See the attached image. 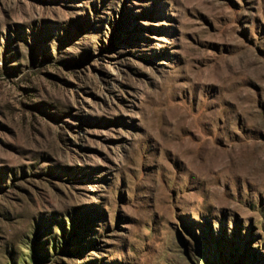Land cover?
I'll return each instance as SVG.
<instances>
[{"label": "rangeland", "instance_id": "rangeland-1", "mask_svg": "<svg viewBox=\"0 0 264 264\" xmlns=\"http://www.w3.org/2000/svg\"><path fill=\"white\" fill-rule=\"evenodd\" d=\"M232 257L264 264V0H0V264Z\"/></svg>", "mask_w": 264, "mask_h": 264}, {"label": "trees", "instance_id": "trees-1", "mask_svg": "<svg viewBox=\"0 0 264 264\" xmlns=\"http://www.w3.org/2000/svg\"><path fill=\"white\" fill-rule=\"evenodd\" d=\"M231 259L234 261L236 258L235 257L234 258L232 257ZM236 260L238 261L239 264L242 263V260H240V259H236ZM31 261H34V259H32Z\"/></svg>", "mask_w": 264, "mask_h": 264}]
</instances>
